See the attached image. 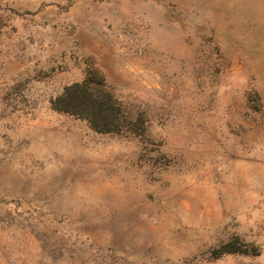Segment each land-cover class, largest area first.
I'll list each match as a JSON object with an SVG mask.
<instances>
[{"label":"rangeland","instance_id":"rangeland-1","mask_svg":"<svg viewBox=\"0 0 264 264\" xmlns=\"http://www.w3.org/2000/svg\"><path fill=\"white\" fill-rule=\"evenodd\" d=\"M0 264H264V0H0Z\"/></svg>","mask_w":264,"mask_h":264},{"label":"trees","instance_id":"trees-1","mask_svg":"<svg viewBox=\"0 0 264 264\" xmlns=\"http://www.w3.org/2000/svg\"><path fill=\"white\" fill-rule=\"evenodd\" d=\"M52 108L87 120L99 133L137 134L140 119L132 120L108 90L104 81L85 77L66 87L52 101Z\"/></svg>","mask_w":264,"mask_h":264}]
</instances>
